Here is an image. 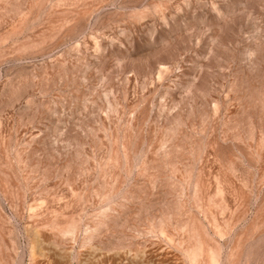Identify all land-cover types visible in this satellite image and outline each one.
<instances>
[{
  "label": "rangeland",
  "instance_id": "1",
  "mask_svg": "<svg viewBox=\"0 0 264 264\" xmlns=\"http://www.w3.org/2000/svg\"><path fill=\"white\" fill-rule=\"evenodd\" d=\"M0 264H264V0H0Z\"/></svg>",
  "mask_w": 264,
  "mask_h": 264
}]
</instances>
